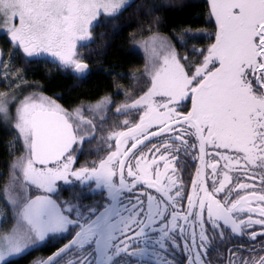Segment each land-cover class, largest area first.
<instances>
[{
  "label": "snow or ice",
  "instance_id": "6c2138e0",
  "mask_svg": "<svg viewBox=\"0 0 264 264\" xmlns=\"http://www.w3.org/2000/svg\"><path fill=\"white\" fill-rule=\"evenodd\" d=\"M132 6L134 0H0V21L25 58L48 54L83 79L89 65L78 55V43L92 42L90 29L101 15L112 18ZM210 8L215 42L206 54L199 50L203 59L194 70L189 65L186 71L181 59L188 58H178L162 38H151V45L159 40L167 51L160 55L151 48L146 91L126 94L128 102L116 107L117 114L135 112L139 119H125L119 130L109 131V152L91 167L73 168L74 146L82 150L98 129L85 120L84 105L69 111L44 96L20 101L15 128L26 154L13 165L19 174L14 171L4 189L10 216L0 210V264L49 239L67 243L35 264H212L211 249L244 234L251 241L260 236L259 247L253 244L248 258L229 264H264V230L246 233L255 225L264 229V0H210ZM3 55L0 51V75L7 78ZM184 100L191 101L186 113L178 110ZM7 103L0 93V112ZM111 104L105 96L87 110L109 111ZM171 133V143L162 140L151 148L145 143ZM209 147L215 151L209 153ZM197 148L199 160L211 169V183L197 169L186 194L173 161L181 149L187 154ZM206 155L214 162H205ZM234 169L253 182L229 187ZM58 192L68 196L53 198Z\"/></svg>",
  "mask_w": 264,
  "mask_h": 264
},
{
  "label": "trees",
  "instance_id": "16d2710c",
  "mask_svg": "<svg viewBox=\"0 0 264 264\" xmlns=\"http://www.w3.org/2000/svg\"><path fill=\"white\" fill-rule=\"evenodd\" d=\"M149 6H152L150 12ZM215 32L216 23L208 0H134V6L101 20L93 29L92 42L78 48V55L89 65L83 79H78L72 69L59 63L47 59L30 61L22 51L13 48L5 33L0 34L3 60L9 70L7 78L0 75V93L7 98L12 93L14 97L10 119L0 113V206L3 215L10 216V206L5 208L4 189L9 186L13 172L19 174V169H13V165L26 154L23 139L15 128L20 101L28 96H44L69 111L84 105L85 120H92L98 129L95 138L85 142L82 150L75 146L74 154H78V165L90 166L105 156L109 143L107 133L119 130L116 126L126 118L116 113V107L128 102L126 94L138 97L146 91L148 62L139 43L154 36L165 37L179 58H188L187 61L181 59L188 71L189 65L194 70L202 61L199 50L206 54V49L215 42ZM105 96L112 100L109 111L87 110L88 105ZM85 135H88L87 130ZM57 195L66 198L68 193L58 192ZM8 223L11 226V219ZM62 241L49 239L29 254L14 258L10 264H35L49 256Z\"/></svg>",
  "mask_w": 264,
  "mask_h": 264
},
{
  "label": "flooded vegetation",
  "instance_id": "af4514ba",
  "mask_svg": "<svg viewBox=\"0 0 264 264\" xmlns=\"http://www.w3.org/2000/svg\"><path fill=\"white\" fill-rule=\"evenodd\" d=\"M92 36H93V34H92ZM190 109H191V107H190V104H188V103H184L178 108L179 111H182L185 113L187 111H189ZM125 115H126L125 119H128L129 121H130V118H132V117L134 118L133 120H136V121H138V119H139L138 114H136L135 112L125 114ZM174 135H175V133L167 134L164 138H159V137L153 138L151 143H149L147 141L145 143L148 144V148H151L153 144H155L157 147H160L162 140L167 141L168 143H171V138ZM102 138L103 137H99V139H102ZM189 142L191 143V140ZM111 143L113 145V150H114V141H112ZM148 148L143 149V151L146 154L148 153ZM106 150L107 151L105 152L104 157H106V155L109 152V143L107 145ZM207 151L209 153H212L215 150L212 149L211 147H209V148H207ZM161 152H163L162 147H161ZM72 154H73L74 160H75L73 166L75 168L82 167V166L77 164L78 154H74V152ZM156 155H159V154H156ZM104 157H102V158H104ZM198 157H199L198 148L196 150L189 149L187 154L183 151V149H181V151L178 155V159L176 161H173V163L175 164L176 169H177L176 174H175V178H178V180L181 182L183 190L186 194H190L192 191V181H193V179H196L197 169H202L206 174L209 175V177L211 174V169L205 168ZM215 159H219V157H215ZM98 162L99 161H96L95 163H98ZM132 162L135 163L134 160ZM205 162H207V163L214 162L213 156L206 155L205 156ZM224 163L225 162L223 160L219 161V166H218L219 170H223ZM92 164H90V166H85V167H91ZM249 167L251 169V166H249ZM160 169H161V171H163V162L162 161L160 162ZM254 171L259 172L260 170L254 169ZM229 174L232 177V184L229 185V187H232L233 185H236V184L241 183V182H243V183H252L253 182L250 179H248L247 176L244 175L242 170L234 169ZM256 182H257V184L259 183L258 179ZM208 183L209 184L211 183V177L209 178ZM74 184H79V183H74ZM62 186L64 188L70 187V185H65V184ZM150 191H154V190H150ZM220 196H223V193H221ZM88 199H91V197H88ZM183 204H184V207L186 208L187 207V200L186 199L183 201ZM253 230L259 233L264 229H262L260 225H255V226H253L252 229H247L246 233L251 232ZM260 239H261V237L258 236L257 241H251V240H249V237L247 234L239 235V236H233L231 240L226 239L222 246H219L218 248L211 249L208 259L210 261H212V264H229L230 260L235 261L238 257L248 258L252 245L256 244L257 247H259V244L257 242ZM64 243H67V240H63L61 242L60 246ZM56 250H57V248L54 251H56ZM260 254L264 255V252H261ZM182 259H183L182 255H180L178 253L177 254V260H182Z\"/></svg>",
  "mask_w": 264,
  "mask_h": 264
},
{
  "label": "rangeland",
  "instance_id": "374dc122",
  "mask_svg": "<svg viewBox=\"0 0 264 264\" xmlns=\"http://www.w3.org/2000/svg\"><path fill=\"white\" fill-rule=\"evenodd\" d=\"M208 2H209V4H210V0H208ZM109 17H106V16H104V15H101L100 17H99V21H101V20H104V19H108ZM214 20H215V18H214ZM94 24H96V22L94 21L93 22ZM92 29H94V27L93 28H91L90 30H91V32H92V34H93V30ZM2 33H5V29H4V25H3V22L2 21H0V34H2ZM94 37V35L92 36V38ZM154 37H160V38H162L164 41H165V44H166V46H169L168 44L169 43H167V40L165 39V37H162V36H154ZM9 39V38H8ZM150 40H151V38L148 40V41H145V42H142V43H139V47L141 48V50H142V52H143V54H144V56H145V58H146V60H147V62H148V66L147 67H151V65H152V63H153V61H154V57H153V55H152V51H151V48L154 46L155 48H156V50H157V53H159L160 55H163L166 51H167V47H165V48H161L160 47V41L159 40H157L156 41V43H155V45H151L150 44ZM80 47V44L78 43V45H77V51H78V48ZM172 48V47H171ZM173 49V48H172ZM0 51H2V47H1V45H0ZM176 52V51H175ZM177 54V53H176ZM178 56V55H177ZM3 58V57H2ZM179 58V57H178ZM37 59H47V60H50V61H52L53 62V58L52 57H50L48 54H43V56L42 57H40V58H37ZM56 63H59L58 61H56ZM182 63V62H181ZM60 64V63H59ZM0 72H1V68H0ZM146 74H147V71H146ZM147 77H148V75H147ZM148 79H149V77H148ZM13 94L11 93L9 96H8V103H7V111L6 112H0L1 114H3V116L6 118V119H10V115H11V102H12V100L14 99V97L12 96ZM184 103H188V104H190V107H191V101L190 100H184V101H181L180 102V105H182V104H184ZM73 168H75L74 166H73ZM69 180L70 181H72V183L74 184V183H79V182H77V181H75V178L74 177H69ZM58 185H64V182L63 181H59L58 182ZM57 194V193H56ZM53 198H56V196H55V194H53ZM0 210H2L1 209V206H0ZM3 227H4V229H7V228H9L10 227V224L9 223H7V224H5V225H3Z\"/></svg>",
  "mask_w": 264,
  "mask_h": 264
},
{
  "label": "water",
  "instance_id": "95a60500",
  "mask_svg": "<svg viewBox=\"0 0 264 264\" xmlns=\"http://www.w3.org/2000/svg\"><path fill=\"white\" fill-rule=\"evenodd\" d=\"M75 147V146H74Z\"/></svg>",
  "mask_w": 264,
  "mask_h": 264
}]
</instances>
